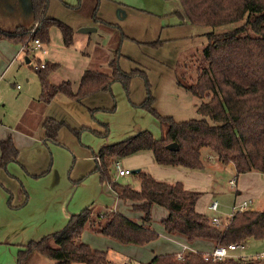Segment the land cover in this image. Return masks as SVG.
Segmentation results:
<instances>
[{"label":"trees","instance_id":"16d2710c","mask_svg":"<svg viewBox=\"0 0 264 264\" xmlns=\"http://www.w3.org/2000/svg\"><path fill=\"white\" fill-rule=\"evenodd\" d=\"M48 2L30 0L33 23L37 24L30 37L47 42L49 28L56 25L62 32L64 43L70 44L72 28L46 15ZM178 2L193 24L215 27L240 22L230 31L207 33V44L203 49L205 65L201 67L196 81L187 87L201 98L197 106L199 116L196 118L176 121L159 114L153 107V97L143 71H122L117 56L109 63L110 74L85 69L76 89L68 80L54 84L40 74L39 100L46 103L58 94L80 101L96 92L110 91L114 82H120L126 88L137 73L144 77L147 95L137 106L159 120L162 135L156 138L148 130H141L123 140L105 144L94 152V170L99 173L100 180L109 184L119 199L130 202L132 208L141 213L140 222L121 212L104 210L101 217L100 213L97 214L99 219L95 224L91 217L92 209L86 207L71 215L61 229L19 248L17 264H36L41 256L53 259L54 264H117L108 258L105 250L92 248L80 240L84 226L89 223L96 232L120 244L144 245L158 237L157 231L148 223L154 205L167 210V216L162 220L165 231L189 243L208 241L214 247L264 238V210L237 211L224 227H220L211 224L207 214L195 209L201 192L185 189L180 181L158 180L140 169L135 172L140 180L139 189L114 180L111 169L113 162L143 151L151 152L159 165L198 170L204 167L202 151L206 149L217 155L222 163H232L237 173L258 171L264 174V0ZM174 12L182 16L179 10ZM29 32L22 25L11 30L0 27V37L21 44L28 38ZM53 66L46 63L36 70L41 72ZM103 125L104 131L87 126L71 130L79 134L81 130L88 129L99 136H106L108 124ZM61 126L62 123L55 119H45V138L55 141ZM170 142H176L178 149H168L166 145ZM17 157L18 149L12 138L0 140V167L6 168ZM204 254L201 250H190L183 259L178 260L176 253H165L138 264H264V258L257 256L248 259L225 257L215 261L204 259Z\"/></svg>","mask_w":264,"mask_h":264},{"label":"rangeland","instance_id":"374dc122","mask_svg":"<svg viewBox=\"0 0 264 264\" xmlns=\"http://www.w3.org/2000/svg\"><path fill=\"white\" fill-rule=\"evenodd\" d=\"M26 7L28 6H25L24 0L21 4L16 0H0V26L11 30L16 23L26 22ZM176 10L182 16L175 13ZM46 15L72 28V42L64 43L62 32L56 25L49 28V41L42 43L46 53L33 45L23 50L21 43L0 37V75L3 74L0 78V122L14 133L23 130L40 132L39 118L51 114L62 123L58 139L65 142L78 139L71 128L84 125L104 131L103 123H107L109 132L106 136L87 130L80 132L83 141L94 140L99 144L96 145L98 147L105 141L107 144L114 143L141 130H148L156 138L162 135L163 128L159 120L137 106L147 95L144 77L137 73L126 88L124 84L114 82L110 91H99L80 101L59 94L47 104L39 101L40 74H44L54 84L68 80L76 89L85 69H96L110 74L109 63L117 56L122 71H143L148 81L149 93L153 97V107L159 114L170 116L176 121L188 120L199 116L197 106L201 98L187 87L196 81L201 67L205 65L203 49L207 44V33L227 32L240 24L228 23L215 27L193 24L187 19L178 0H49ZM36 25L32 22L25 28L31 31ZM83 27H92L95 30L82 32L80 29ZM26 58L30 62H26ZM46 63L54 66L41 72L35 69V66ZM209 155L219 159L210 150L202 151L203 160H207ZM128 157L132 155L125 158L131 159ZM216 159L211 163L214 164ZM120 163L125 168L128 164L124 158L120 159ZM127 167L130 170L139 168L130 165ZM111 169L117 183L129 184L134 189L140 188L139 176L135 173L118 176L115 175L112 165ZM213 175V188L208 191L202 189L199 199L203 200L200 207L210 216L212 212L204 204L217 200V215L222 219L219 226L224 227L230 219L231 208L237 197L235 187H230L228 180L235 176L257 177L264 185V174L253 171L251 174L236 175L233 168L225 166L215 169ZM244 197V200L249 201L250 209L264 210V190L254 195L253 199L245 195ZM104 200L103 206L107 208L99 205V202L92 206L96 210H91L95 224L101 217V212L110 211L109 208L114 207L112 197H105ZM133 211L138 212L134 208ZM97 214L100 216L97 217ZM11 218V215H1L0 220ZM161 218V210H154L151 223L158 233L154 241L159 244L170 241L165 240L169 237L165 235ZM13 233L0 229V264H17V241L28 240L30 234ZM7 236L13 239L10 241ZM105 251L109 259L117 264H124L122 260L125 252L118 250L120 254L115 259L116 253L112 248ZM263 251L264 238L248 239L243 249H237L232 254L235 258L241 256L248 259ZM12 254H15L14 258ZM130 262L138 264L140 261L132 258ZM54 263L53 259L42 256L36 261V264Z\"/></svg>","mask_w":264,"mask_h":264},{"label":"crops","instance_id":"0c3cea01","mask_svg":"<svg viewBox=\"0 0 264 264\" xmlns=\"http://www.w3.org/2000/svg\"><path fill=\"white\" fill-rule=\"evenodd\" d=\"M16 1L18 4H21L23 0ZM24 1L25 6H28L26 7L27 13L25 14L26 22H18L14 28L17 25L28 26L33 22L30 0ZM44 53H46V50ZM2 76L3 74L0 75V78ZM47 118L56 120L51 114L40 117V132L23 130L14 133L13 130L11 131L0 122V140L11 137L18 149L17 160L9 162L6 168L0 167V217L1 215H11L12 217L11 219L0 220V229L7 233H30L28 240L17 241L19 249L31 240H37L61 229L71 215L79 213L84 208L90 207L94 210L92 206L95 202H99V205L107 208V206H103L105 197H112L114 199V207H110V210L121 212L132 220H134L133 218H137V221L140 222L141 213L134 212L130 202L119 199L116 192L109 184L102 182L99 173L94 170L96 165L94 152L108 142L105 141V143L100 144L98 147L96 145L99 144H96L94 140L88 139L83 141L81 138L82 133H80L82 130L79 134L74 133L78 136L77 141H61L58 139L61 128L55 141L48 140L45 138V130L43 128V122ZM87 127L91 128L90 126ZM128 158L131 159L127 160V158H124L128 162L127 166H138L140 170L149 172L158 180L168 182L180 181L185 189L201 193H203L202 189L208 191L213 188V184L215 183L213 171L215 169L229 166L233 168L236 175L238 174L232 163H222L215 156L211 155H209L207 160H203L204 167L198 170L159 165L155 162L152 153L149 151L138 152ZM215 159L214 165L211 162ZM127 166L126 168H128ZM251 173L253 171L246 172L245 174ZM235 179V191L237 193L234 201L235 204L246 199L244 195L253 199L254 195L264 190L262 181L257 177L243 176V178H238V176H235ZM251 188L253 191L250 190ZM238 194L240 195L238 196ZM202 200L203 198L197 199L195 209L198 212L206 214L204 209L200 207ZM211 201L209 203L205 202L204 207L209 209ZM154 210H161L162 223V220L167 216V210L162 206L154 205L152 215ZM210 211L213 215L214 212ZM212 215L208 216L211 217ZM148 223L153 228L151 221ZM5 227L8 228L5 229ZM87 228H90L94 232ZM164 232L169 237V239H165L167 241L170 240L168 243L159 244L153 240L144 245H125L96 232L87 223L83 228L80 240L95 249L105 250L112 248L116 253L114 255L115 259L120 254L118 250L125 252L126 254L122 255L124 257L122 260L124 264H128L132 258L138 259L141 263H146L155 255L177 253L183 249L184 253L190 250H201L206 253L213 249V243L211 242L195 241L189 243L177 235L167 233L165 229ZM7 238L10 241L13 239L11 236H7ZM12 256L14 258L15 254H12Z\"/></svg>","mask_w":264,"mask_h":264},{"label":"built area","instance_id":"2783aa9c","mask_svg":"<svg viewBox=\"0 0 264 264\" xmlns=\"http://www.w3.org/2000/svg\"><path fill=\"white\" fill-rule=\"evenodd\" d=\"M33 30H31L29 32L28 38L22 43V49L27 50V48L29 46L33 45L35 48L41 49V51L44 53L45 49L42 45V42L38 38H31L30 37ZM43 66H44V64H41L39 66H35V69L38 67H43ZM17 87H18V85H17ZM112 168L114 170L115 175H118V176L130 175L132 173V170L125 168L121 165L120 160H115L112 164ZM229 184L231 187H235L236 179L235 178L230 179ZM209 209L214 212V214L210 217V223L213 225H219L221 223V218L216 214V212L218 210V201L217 200L211 201V203L209 204ZM246 209H250L249 201L243 200V201H240V202L234 204L231 208L230 219L234 215L235 212L243 211ZM244 243L245 242L229 243L226 245H216L213 247V249L210 252H206L204 254V259L217 261V260H221L225 257H233L232 252H234L237 249H243ZM184 255H185V253H184V249H183L182 251L177 252L175 256H176V259L181 260V259H183ZM257 257L258 258H264V251L259 253L257 255Z\"/></svg>","mask_w":264,"mask_h":264},{"label":"water","instance_id":"95a60500","mask_svg":"<svg viewBox=\"0 0 264 264\" xmlns=\"http://www.w3.org/2000/svg\"><path fill=\"white\" fill-rule=\"evenodd\" d=\"M91 30H95V29L92 27H83L80 29V31H82V32H89ZM26 62H29L28 58H26ZM166 147L168 149L175 150V149H178V144L176 142H170L166 145ZM138 171H139V168L132 170L133 173L138 172Z\"/></svg>","mask_w":264,"mask_h":264}]
</instances>
